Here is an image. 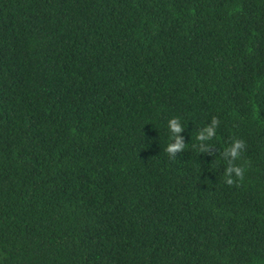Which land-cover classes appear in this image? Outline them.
<instances>
[{
  "label": "trees",
  "instance_id": "trees-1",
  "mask_svg": "<svg viewBox=\"0 0 264 264\" xmlns=\"http://www.w3.org/2000/svg\"><path fill=\"white\" fill-rule=\"evenodd\" d=\"M0 264H264V0H0Z\"/></svg>",
  "mask_w": 264,
  "mask_h": 264
},
{
  "label": "clouds",
  "instance_id": "clouds-1",
  "mask_svg": "<svg viewBox=\"0 0 264 264\" xmlns=\"http://www.w3.org/2000/svg\"><path fill=\"white\" fill-rule=\"evenodd\" d=\"M219 121L213 117L211 121L204 126L196 136L197 141L200 142V152L204 153L208 151L207 141L211 140L216 135V129ZM167 127L171 133V141L166 147V151L169 154L175 155L178 152H182L185 147L184 137L180 133L184 130L185 124H183L179 118L172 117L167 122ZM244 149V142L241 140H233L230 146L223 153L224 157L228 160V166L224 169V182L228 185L234 183V177L240 179L243 176V169L232 164V161L236 160L240 153Z\"/></svg>",
  "mask_w": 264,
  "mask_h": 264
}]
</instances>
